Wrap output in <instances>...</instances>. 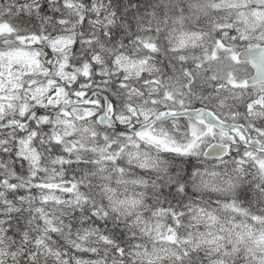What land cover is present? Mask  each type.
<instances>
[{
  "label": "clouds",
  "instance_id": "obj_1",
  "mask_svg": "<svg viewBox=\"0 0 264 264\" xmlns=\"http://www.w3.org/2000/svg\"><path fill=\"white\" fill-rule=\"evenodd\" d=\"M0 264H264V0H0Z\"/></svg>",
  "mask_w": 264,
  "mask_h": 264
}]
</instances>
